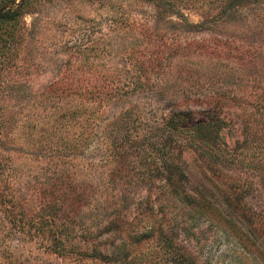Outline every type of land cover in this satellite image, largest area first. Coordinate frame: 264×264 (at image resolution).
I'll return each mask as SVG.
<instances>
[{
	"label": "rangeland",
	"instance_id": "1",
	"mask_svg": "<svg viewBox=\"0 0 264 264\" xmlns=\"http://www.w3.org/2000/svg\"><path fill=\"white\" fill-rule=\"evenodd\" d=\"M24 20L20 89L3 101L0 264H155L163 234L196 264H264L263 240L245 248L232 222L198 217L235 190L264 211V0H37ZM102 81L123 90L97 110L74 87L43 94ZM186 98L217 99L218 121L197 131L208 107L193 105L176 130Z\"/></svg>",
	"mask_w": 264,
	"mask_h": 264
},
{
	"label": "trees",
	"instance_id": "2",
	"mask_svg": "<svg viewBox=\"0 0 264 264\" xmlns=\"http://www.w3.org/2000/svg\"><path fill=\"white\" fill-rule=\"evenodd\" d=\"M36 5L37 0H0V97H2V99L0 98V179L6 174V167L4 165L5 160L1 150L4 141L9 139L8 132L11 127L10 120L5 115L3 101L6 100V96L9 95L10 92H17V90L20 89L21 82L17 80L13 74H15V70L18 66L17 63L21 50L20 46L26 26L24 20L25 15L32 13L36 8ZM120 9L122 14L127 10L126 7H120ZM69 86L76 89L74 94L77 95L76 100L78 102V108H83L86 111H89L91 107L96 110L99 109L103 100L117 97L121 95V91L123 90V87L118 88L116 84L107 81L94 84H73V86L72 84L68 85L67 82H60L48 87L49 90L46 92L44 91L43 94L47 96L49 92L52 95L54 92L59 93L58 90L62 94L69 89ZM217 103V99L215 98H186L177 105L178 108L169 114V118L174 121L173 127L176 130H180L186 127L185 125L188 121L190 109L193 105L208 107L206 112L207 116H205L207 119L204 120L202 118L193 123V127H197L196 130L198 131V127L203 122L207 121L209 123H216V121H218L219 113L216 112ZM68 109L69 108L63 106L60 110L66 113ZM78 118L79 116L77 115V122L79 120ZM81 123L80 120V125ZM72 147H74V145ZM60 149L63 148H59L58 150L61 151ZM165 166H167L166 162ZM166 184L167 189L174 197L186 199L187 196L183 191L184 187L180 182L175 179H168ZM172 194L170 195L172 196ZM3 195L2 188L0 187V208L5 209L8 208L10 204L2 198ZM224 199L230 205V208L224 211L217 209L213 211H198V217L205 218L212 223L214 221L215 223H218L219 219H225L232 222L235 226L234 232L236 233V240H238L239 244L245 248L252 244L250 240L264 241V211L256 212L251 208L244 207L242 205V193L238 190L231 191L230 195L227 194L224 196ZM152 217L153 215H147L145 219L150 221ZM137 220L140 221L139 217H137ZM151 223L152 225L148 232H151V228L155 225L154 218ZM158 223V226H162V221ZM129 224H131V222L126 224V221L124 222V219L119 214L114 215L108 222V225L110 226L109 229L111 230L113 237L116 238L123 237L126 226ZM148 234L146 233L142 237L149 236ZM137 236L139 235L135 232L133 237H135L136 240ZM171 239L172 238L169 235L163 234V240L159 243V247L154 250V253L156 254L154 258H158V261H155L154 263L196 264L191 255L187 252L179 251L177 247L174 246ZM123 245H125L124 242L117 245V251L122 250L121 248ZM129 246H135V242L129 244Z\"/></svg>",
	"mask_w": 264,
	"mask_h": 264
}]
</instances>
